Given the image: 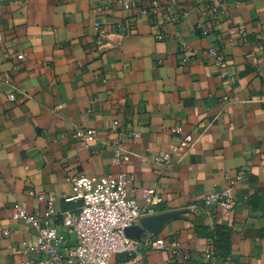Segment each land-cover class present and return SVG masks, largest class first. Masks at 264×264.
<instances>
[{
	"label": "crops",
	"instance_id": "1",
	"mask_svg": "<svg viewBox=\"0 0 264 264\" xmlns=\"http://www.w3.org/2000/svg\"><path fill=\"white\" fill-rule=\"evenodd\" d=\"M116 2H0V264L46 259L17 202L42 218L53 198L59 250L76 246L61 215L80 209L78 175H125L140 206L152 188L159 214L180 213L156 236L188 259L146 249L141 264H264V0ZM77 129L97 132L90 147ZM229 188L232 209L204 204Z\"/></svg>",
	"mask_w": 264,
	"mask_h": 264
},
{
	"label": "built area",
	"instance_id": "2",
	"mask_svg": "<svg viewBox=\"0 0 264 264\" xmlns=\"http://www.w3.org/2000/svg\"><path fill=\"white\" fill-rule=\"evenodd\" d=\"M9 0H0L5 2ZM142 0H117L118 7L124 10L137 9ZM141 14L147 15V10ZM97 27L100 24H96ZM164 36L160 35V38ZM263 48V47H261ZM210 53L215 57V64L223 66V57L219 56L215 49ZM11 102L16 100L15 94L8 96ZM118 125L117 123L115 124ZM95 130L77 129L75 137L84 147L96 140ZM190 138H186L184 144H189ZM118 159L128 160V151L120 144L116 146ZM238 177V179H240ZM73 186V197L68 201L80 202L78 212H67L61 215L62 224L76 238V246L69 249L66 254L61 253L59 245L56 220L58 213L54 208V199L49 197V209L44 217L30 214L25 206L17 202L14 206L13 219L23 221L37 231L36 249L45 254L46 259L40 264H109L117 255L128 256L133 264H141L140 259L146 249L168 251L174 255L188 259L176 240L167 241L155 234L145 233L141 240H131L125 235V230L140 223L142 218L159 214L158 208L163 203L155 189L143 190L144 206H140L137 200L128 196L129 180L125 175L118 178L88 177L85 175L70 178ZM206 206L218 205L225 209L234 207L232 190L229 188L221 194L207 196L204 199ZM0 232L9 236L11 231L5 228L0 221ZM213 252L205 255V264H213ZM166 264H170L167 262Z\"/></svg>",
	"mask_w": 264,
	"mask_h": 264
},
{
	"label": "water",
	"instance_id": "3",
	"mask_svg": "<svg viewBox=\"0 0 264 264\" xmlns=\"http://www.w3.org/2000/svg\"><path fill=\"white\" fill-rule=\"evenodd\" d=\"M179 215V212H166L152 217L142 218L139 224L127 228L125 235L128 239L137 241L141 240L145 233L157 235L170 220Z\"/></svg>",
	"mask_w": 264,
	"mask_h": 264
}]
</instances>
